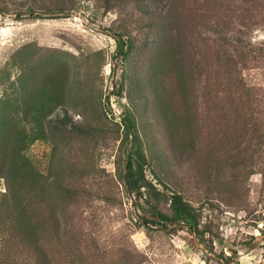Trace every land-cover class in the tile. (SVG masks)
<instances>
[{"label":"rangeland","instance_id":"1","mask_svg":"<svg viewBox=\"0 0 264 264\" xmlns=\"http://www.w3.org/2000/svg\"><path fill=\"white\" fill-rule=\"evenodd\" d=\"M138 143L199 231L145 222ZM5 201L0 264H264V0H0Z\"/></svg>","mask_w":264,"mask_h":264},{"label":"trees","instance_id":"2","mask_svg":"<svg viewBox=\"0 0 264 264\" xmlns=\"http://www.w3.org/2000/svg\"><path fill=\"white\" fill-rule=\"evenodd\" d=\"M118 39V55L125 57L129 51L130 45L121 37H119ZM124 123L127 126L128 131L133 128V123L129 117H124ZM130 133L131 131L127 132V138L129 137ZM134 137L138 138L137 135H135ZM148 164L149 160L143 148L138 143V147L135 149V151L130 152L122 175V179L125 183L126 188L130 193H133L135 195L136 204L139 205V201H143L144 204H148V206L150 207L149 210H152L151 217H144L145 222L151 225L160 223L168 229H172L169 228V225L171 224H187L188 227H190V229H192L193 231H199V222L197 214L195 212V207L189 200L184 197V195L180 191L172 190L171 193H167V191L158 188L151 179H148L145 173V169ZM164 186L165 188H168L166 183H164ZM153 199L156 200L155 203L153 202ZM162 199L170 202V213H167L159 208L158 204ZM4 205L5 207L0 210L1 215L4 219L12 215L14 216V218L17 217V222H19L21 219L24 220L25 215L23 213V210L12 212L7 201H5ZM23 238L24 239L21 250H26V254L28 256H32L33 250L36 247H40V241L38 238H36L35 244L32 246V238L35 237H31L29 234H25ZM38 264H50V262L46 263V261H43Z\"/></svg>","mask_w":264,"mask_h":264}]
</instances>
